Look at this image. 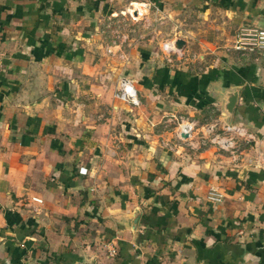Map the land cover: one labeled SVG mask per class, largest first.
Wrapping results in <instances>:
<instances>
[{
    "label": "crops",
    "instance_id": "crops-1",
    "mask_svg": "<svg viewBox=\"0 0 264 264\" xmlns=\"http://www.w3.org/2000/svg\"><path fill=\"white\" fill-rule=\"evenodd\" d=\"M118 2L0 0V264H264V51H213L200 70L143 44L109 56L90 26ZM226 4L264 28V0ZM125 78L139 105L115 97ZM183 120L251 145L186 151Z\"/></svg>",
    "mask_w": 264,
    "mask_h": 264
},
{
    "label": "rangeland",
    "instance_id": "rangeland-1",
    "mask_svg": "<svg viewBox=\"0 0 264 264\" xmlns=\"http://www.w3.org/2000/svg\"><path fill=\"white\" fill-rule=\"evenodd\" d=\"M159 1L135 0V4H130V0H119L117 7H113L118 14L108 12L101 18L91 20L93 26L90 27L94 32L101 33L108 42L113 40L111 44L104 42L105 46L118 47L115 52H110L107 47V55L122 59L119 56L121 52L127 53L133 45L143 44L148 48L154 47L164 57L169 56L173 66L191 65L200 70L211 61L210 56H214V52L233 50L235 37L243 25L235 24L232 15L226 13L229 7L226 0H201L203 4L200 5H192L196 0H184V3L180 2L182 0ZM144 2L149 5L147 11ZM161 4L166 5L165 8L161 9ZM137 6L141 9L135 13L133 9ZM179 38L186 42L181 48L176 46ZM217 115V109L204 112L200 114V122L209 123ZM177 125L171 122L167 129L172 132ZM225 135L223 128L211 124L206 130H201L197 137L184 139V150L214 146L217 151L234 156L251 145V140L239 139L235 132L232 136H226L231 137L232 144L220 142V138Z\"/></svg>",
    "mask_w": 264,
    "mask_h": 264
},
{
    "label": "built area",
    "instance_id": "built-area-1",
    "mask_svg": "<svg viewBox=\"0 0 264 264\" xmlns=\"http://www.w3.org/2000/svg\"><path fill=\"white\" fill-rule=\"evenodd\" d=\"M232 49L236 51L241 57L243 58H251L259 52L264 51V28H259L256 26H243L240 28L239 32L235 37V42L233 44ZM111 52V50H109ZM115 97L123 102L130 103L133 105H139V92L138 89L130 79H122L119 86L115 90ZM195 130V124L191 121H181L179 124L178 135L182 139H186L192 137L193 132ZM227 131H237L239 132L240 129L237 127H228ZM186 133L189 136L183 137L182 134ZM225 144H232L230 139H226L225 137L220 138V142ZM83 173H86L83 172ZM223 194L216 189H212L209 194L208 198L212 201H221L223 199ZM38 201H41L39 198H35ZM113 256L117 253L116 248H112L110 252Z\"/></svg>",
    "mask_w": 264,
    "mask_h": 264
},
{
    "label": "water",
    "instance_id": "water-1",
    "mask_svg": "<svg viewBox=\"0 0 264 264\" xmlns=\"http://www.w3.org/2000/svg\"><path fill=\"white\" fill-rule=\"evenodd\" d=\"M185 43H186L185 40L182 39V38H179V39L176 40V46L178 48L183 47L185 45ZM238 97H239V91L238 90H234V91L230 92L229 95H228V101H227V103L225 105V111H226V114H227L226 127L230 126L232 115H233V112L235 110ZM182 136L183 137H188L189 135L186 134V133H183ZM137 221H138V217L135 219V223ZM87 264H94V263L93 262H88Z\"/></svg>",
    "mask_w": 264,
    "mask_h": 264
}]
</instances>
